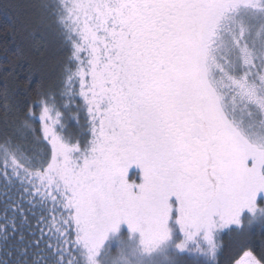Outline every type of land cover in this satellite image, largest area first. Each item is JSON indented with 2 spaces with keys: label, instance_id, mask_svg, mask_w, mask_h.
Returning a JSON list of instances; mask_svg holds the SVG:
<instances>
[{
  "label": "snow or ice",
  "instance_id": "6c2138e0",
  "mask_svg": "<svg viewBox=\"0 0 264 264\" xmlns=\"http://www.w3.org/2000/svg\"><path fill=\"white\" fill-rule=\"evenodd\" d=\"M18 8L65 58L0 90V264H264V0Z\"/></svg>",
  "mask_w": 264,
  "mask_h": 264
},
{
  "label": "trees",
  "instance_id": "16d2710c",
  "mask_svg": "<svg viewBox=\"0 0 264 264\" xmlns=\"http://www.w3.org/2000/svg\"><path fill=\"white\" fill-rule=\"evenodd\" d=\"M36 0H0V90L4 88L5 77L9 87H16L21 92L35 90L41 83L51 84L59 73L65 53L54 42L40 41L39 29L34 38L24 30L25 16L18 5L30 4ZM43 52V55H40ZM12 72V75H8ZM231 235L223 237L225 252L220 257V264H231L235 251L231 248ZM256 254L260 255L264 245V233L253 230Z\"/></svg>",
  "mask_w": 264,
  "mask_h": 264
}]
</instances>
